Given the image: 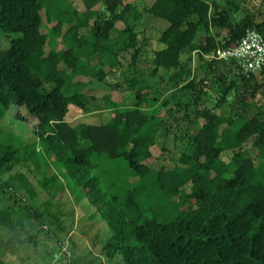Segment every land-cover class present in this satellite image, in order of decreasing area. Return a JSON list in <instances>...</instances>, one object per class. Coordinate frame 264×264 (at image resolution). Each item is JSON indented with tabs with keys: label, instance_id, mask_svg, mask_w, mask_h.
<instances>
[{
	"label": "trees",
	"instance_id": "1",
	"mask_svg": "<svg viewBox=\"0 0 264 264\" xmlns=\"http://www.w3.org/2000/svg\"><path fill=\"white\" fill-rule=\"evenodd\" d=\"M81 1L83 9L70 0H0V31L9 44L0 43V118L10 105L37 118L29 141L0 137V262L30 244L41 245L42 257L54 264H81L45 222L54 218L63 227L61 212L50 207L67 189L90 206L89 221L105 222L101 250L121 264H264V100L250 102L257 109L251 115L220 109L230 93L243 103L241 110L249 96L264 98V68L247 75L234 59L216 57L248 29L264 37V11H251L249 0H225L233 12L244 6L245 14L233 20L216 0H153L143 10L135 0ZM132 11L167 22L147 75L136 71L142 43L126 19ZM43 17L52 23L47 32ZM119 20L126 23L121 29ZM58 38L64 47L57 49ZM227 64L235 68L229 79L219 70L230 71ZM160 70L170 72L167 79ZM116 74L121 78L110 81ZM93 80L133 99L125 104L110 93L88 94L84 87L92 89ZM210 89L216 100L205 106ZM103 110L111 111L106 122H72ZM170 135L174 144L187 139L172 163H146L159 138ZM160 149L170 157L168 146ZM120 161L137 177L127 188L117 186ZM25 171L47 194L40 205Z\"/></svg>",
	"mask_w": 264,
	"mask_h": 264
},
{
	"label": "rangeland",
	"instance_id": "2",
	"mask_svg": "<svg viewBox=\"0 0 264 264\" xmlns=\"http://www.w3.org/2000/svg\"><path fill=\"white\" fill-rule=\"evenodd\" d=\"M72 1V4L77 9H83V2L81 0H70ZM134 1V0H129ZM136 1V7L141 10L143 5H149L153 0H135ZM217 3L220 5L221 8H225L228 10L230 15L232 16L233 20H237L241 18L245 14L244 6L239 11L233 12L232 9H230L229 5L226 3L225 0H216ZM246 6L251 11H257V10H263L264 11V4L261 5L257 0H249ZM143 10V9H142ZM136 12L132 11L127 15V22L132 24L135 30L139 33V37L141 40L142 45V52L139 57V61L136 66L137 74L147 75L148 72L151 69V59L153 56V51L155 49L163 47V43L159 42L158 38L163 31V29L166 27L167 22L164 19H161L159 17H155L152 14H149L147 12H141V14H137V17L134 16ZM92 20H90L91 22ZM52 23H48L45 20V17H43V25L41 27V30L43 32H47L48 27H50ZM126 25L124 21H117L116 22V28L121 29ZM59 43L57 44L56 48L64 47V45L60 42V39L58 38ZM0 43L2 47H7L8 39L7 37L0 31ZM50 45L54 46L53 39L50 41ZM50 46L45 45V50H49ZM191 60V67L194 71V78H198L202 75L201 70L197 69V59L195 58L196 55H192ZM129 55H126V62H128ZM228 67H231L230 71H226L227 66H220L219 70L224 72L228 76H233V72L235 71V68L231 64H227ZM169 71L160 70L158 72L159 75H162L163 78L168 77ZM219 73V72H218ZM121 76L119 74H116L113 76L112 79H109L110 81H115L116 79H120ZM75 80H84L88 81V77H76ZM158 82L159 85H162L165 83V80L159 79V77L151 76L150 81ZM90 87L92 89H88L87 87H84V90L87 91L88 94H96L97 97H101L103 94L110 93V96L115 100L116 102L120 103H130V101L133 99V95L130 96L127 91L121 90V89H111L108 85L102 82H97L93 80L91 82ZM209 87H207L208 89ZM217 89V91H220V85L215 82L213 84L212 89ZM215 91L210 89V95L206 97L204 100V105L210 106L212 104V100L215 101L216 97H214ZM214 93V94H213ZM228 99L230 101L226 102L222 107H220L221 111L228 114V112H234L235 110H240L241 112L244 111L246 115H251L255 111H257L256 107L252 105L251 103H262L264 98L260 92H257L254 94V96H249L247 98L246 106L244 107V110H241L240 101H238L235 97H233V94L230 93L228 96ZM184 99H187L188 96L183 97ZM251 102V103H250ZM245 105V104H244ZM109 110H103V111H92L91 113L87 114H78L75 115L72 119V122H88V123H100V122H106L109 120L110 116ZM163 112V111H161ZM241 119V118H240ZM203 119L199 118V122H202ZM241 121V120H240ZM37 122V118L35 115L31 114L24 106H17V105H10L8 109H6L0 118V137L3 136H9L14 139L16 143L19 145L22 144L24 141L30 139L35 135L34 133V127ZM192 132L196 131V128L192 125L191 127ZM18 139H23V141H18ZM29 141V140H28ZM187 143V139H183L181 141H176L175 144L172 139V135L167 137L166 139L163 137L159 138V141L157 144H155L152 147V153L153 156L149 157L147 160H145L146 163H149L153 166L159 165L161 162H170L172 163L171 157H175L177 155L178 151L185 147ZM161 145H166L171 151L170 157H167L169 155H165V151L162 152L160 147ZM177 145V146H176ZM248 154L251 156H254L256 154L255 148H249ZM160 154L161 158H158V155ZM162 154V155H161ZM224 158L227 160L229 158V153L223 154ZM166 156V157H165ZM257 159V158H256ZM257 163L260 162L259 159L255 160ZM119 165V170L121 169V178L117 184L119 188H127L130 186L133 180H135L137 177L128 176V169L125 168L123 165V162L120 161L117 163ZM17 168V167H16ZM15 168V169H16ZM14 169V170H15ZM20 169V168H18ZM13 170V171H14ZM11 171V172H13ZM47 173L50 175L52 172H54V168H49L46 170ZM25 174L29 181L32 183V185L35 187L37 195L33 198L35 205H40L42 201H44L47 198L46 192L40 187V185L37 182V178L33 176L30 172L25 171ZM188 190V188H186ZM30 198V197H29ZM28 198V199H29ZM30 200V199H29ZM56 200L58 201L59 205H54L50 207L53 210H57L61 212V219H62V228L58 229L56 224L58 223L56 219L46 217L45 222L48 224V226H51V228L56 231V233L59 234V236L62 238L64 244L66 246H69L70 249H72L75 254L78 257V260L81 264H86L87 262H90V264H121V259L117 255L112 256H106L103 254L101 247L103 245V242L105 241L106 237L108 236V229L107 225L103 220H99V218L92 219L89 221L88 214H90V206L87 204V202H79L75 200V194L74 192L62 189L57 194ZM83 211L82 215H80L79 211ZM60 218V216H59ZM1 232V230H0ZM69 235L71 238H69ZM44 254V251L41 249V245H38L36 248L30 244H27L22 250L18 251L17 254H6L4 256V261L0 262V264H54L52 260L49 258L44 259L42 255ZM50 261V262H47ZM47 262V263H46Z\"/></svg>",
	"mask_w": 264,
	"mask_h": 264
},
{
	"label": "built area",
	"instance_id": "3",
	"mask_svg": "<svg viewBox=\"0 0 264 264\" xmlns=\"http://www.w3.org/2000/svg\"><path fill=\"white\" fill-rule=\"evenodd\" d=\"M216 57L234 59L248 75L264 68V37L255 29H248L237 44L218 48Z\"/></svg>",
	"mask_w": 264,
	"mask_h": 264
}]
</instances>
